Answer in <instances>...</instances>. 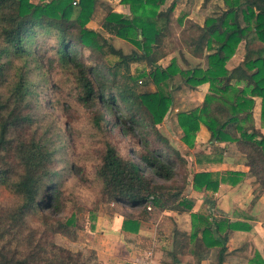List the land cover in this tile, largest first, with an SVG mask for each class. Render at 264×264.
<instances>
[{
    "label": "trees",
    "instance_id": "obj_1",
    "mask_svg": "<svg viewBox=\"0 0 264 264\" xmlns=\"http://www.w3.org/2000/svg\"><path fill=\"white\" fill-rule=\"evenodd\" d=\"M180 0H121L128 13L107 8L103 29L110 35L135 46L125 53L93 29L88 28L98 0H0V58L30 56L32 38L55 35L57 53L62 64L74 76L81 89V101L93 111L92 121L103 132L113 115L114 127L123 126L125 134L139 130L145 136V151L138 161L122 157L110 143L96 172L101 186L100 201L142 208L139 216L126 215L122 230L139 233L149 221L152 210L191 213L192 231L175 230L190 239V254L201 264L214 254L215 264H227L228 242L236 231L249 232L254 218L233 221L227 213H193L196 200L185 193L192 184L196 192H218L222 183L236 186L246 175L254 179L252 204L264 196V133L251 123L260 99V117L264 125V0H224L226 9L216 17H208L203 25L194 24L199 35L187 41L193 56L207 57L208 66L180 67L177 57L164 67L160 64L172 51L168 39L172 35V15ZM209 1V0H208ZM180 22H182L180 20ZM245 44L242 62L233 68L228 62L238 47ZM260 43L257 47L256 44ZM256 46V47H255ZM84 49L94 54L91 65L81 56ZM117 56L115 65L107 58ZM133 63H145L150 69L155 92H138L126 76L116 75V66L129 71ZM2 73L0 71V78ZM186 84L192 88L209 84V91L199 107L179 112L178 124L183 141L194 146L202 127L210 134L209 144H233L245 157L249 172H198L183 187H171L157 181L170 182L186 159L158 129L174 104L173 93ZM30 85L23 77L6 93L0 94V188L18 198V205L0 216V264H99L92 252H81L57 245L50 237L62 234L73 241L78 233L72 219L50 220L42 216V240L29 234L28 217L52 210H63L58 187L59 174L53 168L55 149L44 135L33 131L24 135V125L31 120L28 113ZM119 122V123H118ZM129 125V127L127 126ZM150 136L157 141L152 145ZM50 192L49 194L47 192ZM96 215L93 219L96 220ZM95 230V224L91 225ZM171 261L180 263L177 255L168 253ZM249 264H264V255L255 251Z\"/></svg>",
    "mask_w": 264,
    "mask_h": 264
},
{
    "label": "rangeland",
    "instance_id": "obj_2",
    "mask_svg": "<svg viewBox=\"0 0 264 264\" xmlns=\"http://www.w3.org/2000/svg\"><path fill=\"white\" fill-rule=\"evenodd\" d=\"M31 1L38 3L40 0ZM172 2L173 0H167L162 10L169 7ZM120 5L125 7L121 2ZM105 6L113 7L98 0L92 19L97 21L102 17V14L108 12ZM225 9L224 0H180L172 15V35L168 39V48L172 53L160 64L166 67L171 63L172 57H177L178 63L183 69L189 68L191 66L189 63H193L192 66L200 65L204 69L207 68V57L193 56L187 41L199 35L197 28L193 26L195 23L203 25L206 18L216 17L222 14ZM120 14L126 13L121 12ZM31 43L30 56L24 59L9 54L0 58L2 73L0 94L9 91L21 77L29 83L30 93L27 101L30 103L28 113L31 120L24 125L22 132L24 135H28L36 131L40 135H44L46 139H50V143L55 149L53 168L59 174L58 187L63 210L57 214L52 210H47L38 215H30L28 217L30 232L26 235L34 233L36 241L42 240V216L53 221L72 219L75 222L73 227H76L78 233L77 240L73 241L62 234H56L50 237L52 241L72 252H81L85 257H90L92 252H95L99 264H105L98 251L94 249L96 237L104 234L119 237L118 231L124 217L126 215L139 216L144 209H131L126 204L111 205L100 201L101 186L97 180L96 172L102 162L107 143L113 145L122 157L138 161L137 155L146 149L145 136L139 130L133 134H125L122 125L113 126L115 118L110 114L107 115L111 121L107 129L103 132L98 131L92 121L93 111L82 103V92L78 83L72 72L60 60L55 35H42V31H40L32 38ZM259 45L260 43L256 44L257 47ZM244 47L243 43L238 47L235 55L228 62L229 68L242 62L246 52ZM120 48L125 53L137 50L131 44L128 47L122 45ZM80 54L87 63L94 65L91 61L94 60L92 52L84 49V51H80ZM117 61V56L107 58V63L111 66L115 65ZM150 69L145 63H133L129 66V71L116 66L113 72L119 76H126L128 83L134 86L138 92H155L157 86L152 81ZM206 89H208L206 85L192 88L182 84L181 88L173 93L174 104L158 129L185 157L186 163L178 167V174L174 180L170 182L157 181V183L171 187H183L187 182H191L193 174L198 169L218 168L214 167V164L224 161L232 154L240 157L236 146H231L233 144L216 148L211 146L202 128L196 135L193 147L183 141V132L178 124L177 115L179 112L199 107L207 95ZM251 123L260 130L262 128L264 132V125L260 123L258 110L254 111ZM127 126L129 127L128 124ZM149 138L150 141H153L152 145L158 144L152 136ZM240 155L242 154L240 153ZM185 193L197 200L193 197H196V194L190 186L186 187ZM206 199L212 200L214 196L208 194ZM18 201L16 195L7 189L0 188V216L3 220L6 214L11 213L13 208L18 205ZM203 210H206L205 206L201 209V211ZM166 211L169 210L153 209L149 221L144 226L146 231H151L155 222ZM207 211L209 212L208 208ZM93 215H96V220L93 219ZM4 222L7 223L5 220ZM92 224H95V230L91 229ZM178 241L182 245V241Z\"/></svg>",
    "mask_w": 264,
    "mask_h": 264
},
{
    "label": "crops",
    "instance_id": "obj_3",
    "mask_svg": "<svg viewBox=\"0 0 264 264\" xmlns=\"http://www.w3.org/2000/svg\"><path fill=\"white\" fill-rule=\"evenodd\" d=\"M100 1L101 3L103 2L113 6L112 9L114 12L128 13L126 6L123 7L120 5V0ZM105 7L110 8L108 6ZM106 15L107 12L102 14V17L97 21L92 19L88 24V28L97 31L105 39H108L117 49H121L120 47L122 45L126 47L130 46L129 43L110 35L103 29L101 21ZM205 85L208 86V89H206L208 93L210 86L209 84ZM260 102V99H257L255 110L259 111V119L262 125L260 117ZM202 131L207 135L209 141L210 134L207 129L202 127ZM220 146H229V144H221ZM238 154L240 157L232 154L224 161L214 164V167L218 168H208L207 170L198 169L195 173H223L227 171L248 173L249 168L245 165V157L240 155L239 152ZM219 166L221 167L219 168ZM190 187L193 189L192 184ZM254 191V179L250 174L246 175L244 180L236 186L222 183L216 193L194 191L196 197H193L197 198V200L193 213L199 212L207 214L208 211L206 212V210L208 208L209 214H218L220 211H223L230 215L233 221H244L246 220V216L254 218V221H249V223L253 225L252 231H236L230 237L228 242L230 255L227 257V264H249V261L256 250L264 255V196L259 198L255 204H252ZM208 194L211 196L213 195L214 199H206ZM204 206L206 207V210L201 211ZM191 220L190 213L179 214L175 211L169 210L155 222L151 231H146L147 229L144 227L147 224V221L142 224L140 231L137 234L124 232L122 230V222L118 231L119 237L116 238L109 234H104L100 237L98 236L94 241V249L98 251L105 264H175L171 261V258L168 255L170 251H173L180 259L179 264H196L194 257L190 254V239L181 234H175L176 229L190 233L192 231ZM178 240L182 241V245H180ZM148 243H150V246H148ZM201 264H215L214 254H210Z\"/></svg>",
    "mask_w": 264,
    "mask_h": 264
},
{
    "label": "built area",
    "instance_id": "obj_4",
    "mask_svg": "<svg viewBox=\"0 0 264 264\" xmlns=\"http://www.w3.org/2000/svg\"><path fill=\"white\" fill-rule=\"evenodd\" d=\"M78 0H75L74 4H77Z\"/></svg>",
    "mask_w": 264,
    "mask_h": 264
}]
</instances>
